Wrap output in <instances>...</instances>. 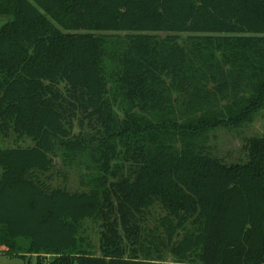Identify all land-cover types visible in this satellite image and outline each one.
<instances>
[{
  "label": "trees",
  "instance_id": "obj_1",
  "mask_svg": "<svg viewBox=\"0 0 264 264\" xmlns=\"http://www.w3.org/2000/svg\"><path fill=\"white\" fill-rule=\"evenodd\" d=\"M263 110L264 0H0V254L264 264V134L203 139Z\"/></svg>",
  "mask_w": 264,
  "mask_h": 264
},
{
  "label": "rangeland",
  "instance_id": "obj_2",
  "mask_svg": "<svg viewBox=\"0 0 264 264\" xmlns=\"http://www.w3.org/2000/svg\"><path fill=\"white\" fill-rule=\"evenodd\" d=\"M122 36L124 34H121ZM264 133V110L253 123H249L243 129H227L217 128L210 131L204 136V144L207 149L214 155L225 158L226 160H236L244 155L243 146L246 139L253 136H260ZM21 146H28L29 141L19 143ZM16 146L14 139L2 140L0 139V147ZM57 170L61 173L57 174L55 171L54 185L67 187L71 191H80L84 189L86 179L82 178V173L77 167L71 170H64L61 167L59 159L56 160ZM99 224L94 221H86L84 223V236L88 238L91 244L97 250L99 247ZM166 260L172 262L173 256L166 253ZM56 256L51 254H41L39 256H27V259L12 258L0 254V264H50Z\"/></svg>",
  "mask_w": 264,
  "mask_h": 264
},
{
  "label": "crops",
  "instance_id": "obj_3",
  "mask_svg": "<svg viewBox=\"0 0 264 264\" xmlns=\"http://www.w3.org/2000/svg\"><path fill=\"white\" fill-rule=\"evenodd\" d=\"M264 134V133H263Z\"/></svg>",
  "mask_w": 264,
  "mask_h": 264
}]
</instances>
